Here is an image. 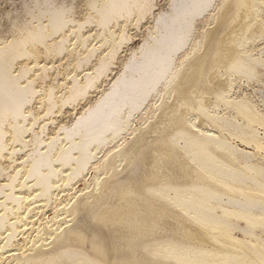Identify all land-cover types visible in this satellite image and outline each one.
Listing matches in <instances>:
<instances>
[{
  "label": "bare ground",
  "instance_id": "1",
  "mask_svg": "<svg viewBox=\"0 0 264 264\" xmlns=\"http://www.w3.org/2000/svg\"><path fill=\"white\" fill-rule=\"evenodd\" d=\"M154 1L85 0L76 17L75 0H31L22 16L11 18L9 36L0 35V158L13 168L0 182V264H104L71 245L84 237L76 221L83 211L102 208L112 194L116 176L134 153L130 138L143 136L175 109L161 132L169 128L185 105L191 68L205 58L208 37L234 0H169V8L155 14ZM246 7L252 14L247 22L239 20L241 36H229L235 64L214 74L222 84L219 99L206 100L183 118L141 188L154 228L112 231L120 243L111 248L119 252L112 264H264V108L258 106L264 103V48L255 45L264 39V0H247ZM146 15L154 22L144 27L149 30L142 44L127 54L108 88L72 123L62 121L51 134L45 132L47 121H54L51 114L97 90L130 38L127 28ZM42 57L66 59L54 72H65L60 84L42 86L54 65L51 59L40 63ZM243 77L257 83L252 88L262 102L232 92ZM24 149L14 165L15 153ZM87 169L93 170L90 181L58 201L56 190L72 187ZM56 200L52 216L35 226L31 212ZM114 212L100 214L101 226L116 228Z\"/></svg>",
  "mask_w": 264,
  "mask_h": 264
},
{
  "label": "rangeland",
  "instance_id": "2",
  "mask_svg": "<svg viewBox=\"0 0 264 264\" xmlns=\"http://www.w3.org/2000/svg\"><path fill=\"white\" fill-rule=\"evenodd\" d=\"M30 1L26 2V0H23V1L22 0H11V1L10 0H0V35H3L4 37H7V35L9 36L10 33L7 31L10 28H12V21H10L12 20L11 18H13V16L17 14L19 17L22 16V14L25 11L24 12H21V11L25 10L26 8L25 2L31 5ZM168 1L169 0H156V2L154 1L155 4L152 8V13L155 14L159 11H164L165 9L169 8ZM84 2L85 0H75V2H72L74 3L73 4L74 9L76 8L74 11V13L76 12L74 16L76 17L81 16L83 9L85 7ZM246 2L247 0L232 1L230 5L228 6L229 10H227V12H224L225 18L222 21L218 20V22L215 24L218 27L216 31L212 33L210 37H208L209 46H208V49H206L205 58L196 62L195 65H193V67L191 68L190 72L188 71L189 72V75L187 77L188 79L184 86L185 88H187V95L185 98L181 100V102H184L185 105L182 104V106L179 107L180 110L176 112V118L173 121L169 122V128L165 130L163 133L161 132V128L164 126L165 122L167 121V118H168L167 116L173 114L175 109L171 111V113H168V110H167V112L165 113V115L167 116L158 118L157 121L154 122V124H151L148 128L144 129L142 133H146V134H144L143 136H140L137 139H135V137L130 138V141H134L132 143V147L134 148V153L131 157V160L128 166L125 169H123V171L120 174L116 176L118 181H115V184L112 186L113 192L112 194H110L109 198L107 199L110 203L107 202V200L102 201L100 204L104 207V209L103 207L99 209L95 208L93 210L94 213L93 212L90 213L91 210L83 211V214L79 216V218L76 221L75 228H77L78 230L81 229L83 231L84 237L81 236L78 239L74 240L71 243V245L75 246L76 248H79V247L85 248L87 251L91 252L96 258L102 260L104 264H112V262H114L115 259L117 258V254L119 252L118 251L115 252L111 250V248L117 247L116 249H118V247H120L119 241L118 243H116V239H115L116 234L112 233V231L119 230V231H125L124 234H131L138 229L154 228L155 225H152V223H156V222L154 220V217L150 216L151 214L147 212L146 210L142 197L140 196V193L142 191L141 188L145 186L147 177L154 170L157 169L156 160L158 158L161 159L165 157L166 150H167L166 145L168 144V139L170 137L169 135L173 131L177 130V128H179L180 125H182L183 118L190 117L193 114L197 113V111L200 110V107L203 106L206 100L209 101V100L219 99L220 92L218 91L220 90V86L222 84H220L216 80L214 74H215V71H218V70L221 71V70L228 69L232 65L235 64L236 54L234 53V50H232L229 47V40H230L229 36L233 34L235 35V37L241 36L240 28H238V22L240 19H242L243 21L246 20L247 22L250 14H252V13H249L248 9H246L247 8ZM21 3H23L24 9ZM8 10L10 11V13H6ZM13 10H16V11H13ZM5 13L7 14L6 16H5ZM11 14L12 16L10 17ZM7 17L8 18L10 17V18L8 19ZM153 20L154 18L152 16L146 15V17L143 18L141 22L138 23L139 25L137 24V26L136 25L132 26L131 24L132 27L129 26L128 28L130 29L127 28V31H129V34H130V38L128 39V41H126L127 43L125 42V44H123L121 48L119 49L118 55L116 56V59L114 60L115 63L110 65L111 67L110 69L112 70L110 71L108 70L106 72V76L102 77L99 80L100 82L97 87V90L92 89L90 94H88V96L86 95L85 98H83V100L82 99L80 100V102L76 101L73 107H71L72 105H64L61 108L62 111L61 110L58 111L60 113L55 112V114L54 113L51 114L50 117L54 121L53 122L47 121L46 126H45L46 127L45 132L47 131L48 134H51L52 131L54 132V128L58 127V125L62 121H63L62 123H67V124L72 123L73 119H75L78 113L86 106L85 104H88V102L89 103L93 102L94 99L97 98L98 92H100L103 89L108 88L109 84L112 82L114 77L117 75V73L121 69L122 62L128 56L127 54H130L131 49L135 48L136 46L138 47L142 44L141 37H143L144 32L146 33L149 30L147 28L151 27L152 23L154 22ZM263 20H264V16H263ZM9 21L11 22V25ZM90 27H92V25L88 26V28ZM144 27H147V28H145L144 30ZM251 32L252 30L250 29L248 34H251ZM257 42L255 44L257 45L256 47L262 50L264 48V39H260V41H257ZM42 59L46 62H49V60L51 59L50 61H52L54 65L56 64L55 66L57 67H55L54 65L52 66L53 68L51 69V71H53L52 72L53 74L47 77V79L45 78L44 84H42L43 82L40 80L37 82V84H42L43 86V85H46V83H50L51 81L54 82L55 84L57 83L60 84V81H63L65 79L64 77H66V75H63L65 74V72L62 71L61 73H58L60 76L58 74L55 75L54 72H56V69H60V70L62 69L63 67L62 63L64 61L66 62V59L60 58V57H55V58L50 57V59L49 57L47 58L42 57L39 59L40 63L44 62ZM56 59L57 60L59 59L60 63L62 62L61 65H57L59 63ZM244 80H246V78L244 79L243 77L241 80L235 81L234 82L235 85L234 84L232 85V92L235 95L239 94L242 97L250 98V100L251 99L256 100L257 103L262 102L261 98L256 96L257 94L255 93V90L253 89V88L256 89L258 87L257 83L254 82L253 84V82L251 81L253 85L252 84L250 85L249 83L251 82H248L246 80L247 81L246 83V81ZM236 82L237 84L240 82L239 85H237ZM262 98L264 100V93H263ZM191 99H196L195 101L197 102H195L194 105L187 107L186 104ZM262 105H264V103H260L258 105L259 108H262V107L264 108V106ZM31 106L35 108L36 104L32 103ZM138 120L139 118L135 119L134 121L136 125L139 124L140 120L139 121ZM36 126L37 125H35V128H37ZM240 147H243L245 149H250L249 146L247 147L246 145H243V144L242 145L240 144ZM26 151L27 149L21 150L20 152L17 151L15 153V158L16 156L21 155L20 153L22 152H23L22 153V156H23V154ZM9 161L10 160L8 159L6 160L5 157L4 159L0 158V165L3 166V167L1 166L0 167L2 169L3 168L7 169V171L3 169L4 172L2 171L0 175V182H2L6 178L5 175L8 172L12 171L13 169L12 167L10 168V166L9 168L7 167V164L10 163ZM19 161H20V156L16 158V162H14L15 163L14 165H16ZM4 164H6V166ZM87 170L88 171H85V174H84L85 177L83 176L84 178L81 177L82 179L80 178L78 180H75V182L73 181L74 184H72V187H68L66 189L59 188L56 190L57 193H59L60 191L62 193V195L61 193L57 194L58 201H60L61 199L64 200L65 198L69 197V195L73 193L72 191H74L75 193V191L79 190L80 187L81 188L83 187L84 185L83 183H85L86 181H90V179L93 176V172H92L93 170L92 169H87ZM72 188L74 189L76 188V189L72 190ZM64 193H66V195ZM57 200L55 201V204L48 205V207L47 206L44 207L46 208L45 210L44 208L43 209L36 208L35 211L33 210V212H31L32 219L35 218L33 220L34 225L36 224L35 226H37V223H45L46 220L52 216L53 211H54L53 205L58 204ZM38 203L39 202H35V204H38ZM113 208H115L113 218H115V220L118 221L116 228L112 227V225L106 226V227H104V225L101 226L100 224L101 219L99 217L100 214L101 213L104 214L105 209H113ZM42 211L44 212L41 214ZM105 212L107 213V211ZM36 218H38V220ZM39 218H41V221ZM44 219H46L45 222H43ZM22 232H24V235L28 234L27 233L28 231H26V229H23ZM96 233L98 234L97 238L93 242L88 243L87 239L91 238L92 235H95ZM19 234L17 235V238L21 240V238L24 235L21 236L22 235L21 232ZM32 234H35V232ZM102 246H106L108 249L105 248L104 250H102L103 249ZM9 254H11V251L4 253L5 256L6 255L9 256ZM2 264H5V262Z\"/></svg>",
  "mask_w": 264,
  "mask_h": 264
}]
</instances>
